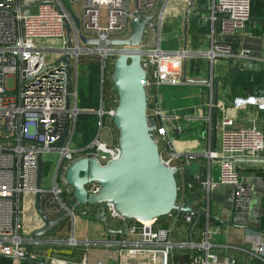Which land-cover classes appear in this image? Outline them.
I'll use <instances>...</instances> for the list:
<instances>
[{"label":"built area","instance_id":"1","mask_svg":"<svg viewBox=\"0 0 264 264\" xmlns=\"http://www.w3.org/2000/svg\"><path fill=\"white\" fill-rule=\"evenodd\" d=\"M79 1L82 2V11L76 17L67 0H0V257L10 258L12 264H19L27 255L37 260L31 251L28 253V247L41 241L23 235L22 219L24 195L39 190V156L48 152L59 153L63 173L72 161L80 157L96 158L102 165L118 157V141L105 142L100 137V130L108 121L113 124L118 105L112 72L120 52H137L141 56V65L146 71L148 120L150 124L156 123L152 134L158 142L162 162L177 169L179 202L187 197L186 182L182 179L184 167L196 155H185L176 148L171 131L182 128L180 124L173 123L180 116L163 108L161 88L189 83L186 80L189 79V71L188 66L185 70V60L188 65L193 59L205 57L211 67H215L214 63L222 59L241 61L245 65L256 64L255 67L260 62L250 49L236 50L232 42L215 37L217 28L219 34L231 37L244 34L252 19V0H210L206 13L202 14L211 24L210 48L196 52L188 48L164 50L159 44L150 45L144 41L137 47L107 44L108 39L128 37L132 19L150 15L159 0ZM162 17L163 14L160 20ZM152 21L148 22L147 29L156 27ZM261 25L264 28V20ZM82 36L99 42L86 44ZM91 55L96 60L90 62L89 59L83 65L97 63L100 66L99 133L89 143L77 145L73 144V136L80 110L72 74L75 73L76 79L81 59ZM66 56H69L70 65ZM213 79L210 78L208 85L214 89ZM209 108L219 112L214 128L219 131L220 147L207 153V157L218 163L219 177L216 181L202 180V186L210 191L217 185H226L227 199L232 206L237 210L246 208L251 204L253 185L241 179L236 161L264 155V128L258 119L245 124L237 123L234 112L255 109L257 113H264V89L236 97L230 105L218 101L210 104ZM212 118L211 111L206 119L211 121ZM62 137L64 141L59 146ZM61 173L54 191L62 201V194L67 193L71 198L72 190L64 189L60 184L66 182ZM260 183L264 188V180H260ZM87 187L93 193L99 190L96 182ZM106 207L110 216L121 217L112 203H106ZM196 214L195 209L189 212L176 210L166 216L172 217L173 223L183 221L191 225ZM212 222L207 212L205 236L197 242L192 239L174 240L172 225H163L160 218L150 224L130 220L127 235H137L139 241H120L126 255L123 256V252L116 261H99L96 264H146L143 261L146 251H151L156 257L164 254L162 264H168L166 258L181 249H191L193 252L187 264H238L235 259L224 258L212 249ZM84 243L90 244L87 241ZM70 244H76V241L70 240ZM253 250L256 259L264 261L263 246L258 245ZM136 257L142 260L134 262ZM43 261L73 264L53 255L45 257Z\"/></svg>","mask_w":264,"mask_h":264},{"label":"crops","instance_id":"2","mask_svg":"<svg viewBox=\"0 0 264 264\" xmlns=\"http://www.w3.org/2000/svg\"><path fill=\"white\" fill-rule=\"evenodd\" d=\"M205 1L195 0L190 15L186 16V9L190 0H181L174 4L173 0H163L160 10L152 19L156 23V27L151 30L147 29L144 36V43L150 45L159 44L164 50H176L184 48L185 44V25L187 27V47L190 51L208 50L211 44V24L202 17L207 11L204 6ZM253 7L257 5V11L254 9L256 17H252L246 32L238 37H231L219 34L218 28L215 30V37L221 41H230L236 50L240 48L250 49L252 55L259 59V63L255 67L251 63L242 64L241 61H226L229 67L227 73L218 72L215 67H211L210 61L206 59L208 65L206 68L200 63V59H193L188 63V76L196 81H189L185 85L179 86H163L161 88V103L163 108L169 113H177L180 119L173 121L174 124H180V130H172V138L176 148L185 155L193 154L196 158L188 165L190 172L184 169L182 179L186 182V198L180 199V203L185 205L190 201L191 207L195 210H202V215L196 214L191 225L178 221L174 222L172 217H161V223L165 226L172 225L173 238L177 241L194 240L201 241L205 236V225L207 212L216 215L218 219L224 221L225 224L213 219L211 223V231L213 232L212 249L224 258H232L238 261V264H264V261L257 260L254 247L261 245L264 249V188L260 180H264V155L260 158H241L237 159L236 164L238 172L244 181H249L253 185L251 204L243 209H235L228 201V187L226 185H217L213 190L206 191L202 186V180L211 179L216 181L219 177V167L216 160L207 157V153L213 149H219V131L215 130L214 124L219 112L216 109L209 108L210 104L218 101L230 105L236 97L252 94L258 89H264V81L257 82L255 75L264 72V28L261 25L264 20V0H256L252 2ZM263 8L261 11L260 8ZM204 8V9H203ZM156 9V7H155ZM155 9L153 11H155ZM163 14L162 19L160 16ZM192 16L197 19L196 26L190 23ZM166 20V28L174 21L176 23L174 33L176 45L179 48H170L167 42L161 38L162 21ZM161 22V25H160ZM177 27V28H176ZM181 29V30H180ZM166 43V45H164ZM216 63V62H215ZM214 63V64H215ZM222 63V61H221ZM248 65L250 68H248ZM88 75L87 85L81 93L79 102L78 66L77 78L73 75V88L77 87L79 114L76 122V131L78 133L77 145H85L92 141L99 133L98 128V110L101 101L100 86V70L94 71L89 65H83ZM195 67V68H194ZM224 69V68H223ZM232 69H235L232 73ZM246 71L250 75L249 85L237 90L233 88L232 82L236 72ZM214 77V89L208 85V81ZM212 111L213 118L207 120V115ZM205 118H204V116ZM236 122L245 124L253 119H258L264 128V113H257L255 109L242 110L234 112ZM114 125V123H113ZM113 125L108 121L110 126L109 134L112 137L111 142H115L116 133L113 131ZM100 130V137L102 138ZM75 136V135H74ZM73 136V137H74ZM106 142V141H105ZM59 154V153H58ZM60 156V154H59ZM61 157V156H60ZM60 157L57 161L58 166L51 179L43 178L42 164V199L41 208L50 217L55 218L59 213L65 211L69 204L74 202L73 195L70 198L67 193H63L61 198L54 191L55 184L59 182L58 175L61 173ZM43 160V156H42ZM66 171V170H65ZM62 172L60 175L65 176ZM194 180V189L191 190L189 180ZM66 180V179H65ZM61 182V181H60ZM187 183L189 184L187 186ZM64 189L71 188L67 181L60 183ZM192 195L195 196L192 200ZM65 203H63L64 201ZM23 219L22 233L26 238H31L33 233L44 227V221L37 211V193H29L23 197ZM86 208H80L83 211ZM109 215V214H108ZM109 230L102 221L94 215H75L69 216L66 220L41 237H36L41 242L33 244L30 248L31 254L37 256L40 262L45 257L56 256L64 258L73 264H96L99 261L112 262L120 259V255L125 250L120 245V241L126 239L130 243L139 241L137 235H124L119 231L123 229L124 219L121 217H112L109 215ZM194 224L196 225L194 228ZM70 240H75L76 244H70ZM87 241L90 244L86 245ZM126 253H123V256ZM193 252L191 249H181L168 256V264H178L181 259L182 264H187L192 259ZM264 257V256H262ZM1 258V257H0ZM179 258V259H178ZM139 257L134 258V262L139 261ZM165 255L160 257L153 255L151 251H146L143 261L146 264H162ZM8 261L12 264L10 258L0 259ZM142 260V259H141ZM26 261V260H22ZM34 264L31 261H28ZM20 264V263H19ZM36 264V263H35Z\"/></svg>","mask_w":264,"mask_h":264},{"label":"water","instance_id":"3","mask_svg":"<svg viewBox=\"0 0 264 264\" xmlns=\"http://www.w3.org/2000/svg\"><path fill=\"white\" fill-rule=\"evenodd\" d=\"M163 0H159L155 11L142 18L135 17L131 21L130 35L123 39H108V45L137 47L146 34L147 25L160 10ZM195 0H190L186 16L190 15ZM78 22V19L76 18ZM187 27L185 25V44L187 49ZM86 44H98V40L81 37ZM69 63V56L65 57ZM70 65V63H69ZM185 70L187 61L184 62ZM248 68L250 66L248 65ZM235 69H232L234 73ZM186 79V77H185ZM196 81L195 79H186ZM112 82L118 94V105L113 116V123L118 131L120 153L117 158L102 165L96 158L80 157L72 161L65 171V179L73 189L74 202L55 218H50L41 208L42 199V154L39 156L37 211L44 221V227L33 233L32 238L41 237L61 225L69 216L94 215L110 229L106 203H112L117 213L123 218L124 226L119 232L127 235L130 220L152 221L164 217L173 211L189 212L193 210L190 201L185 205L179 202L177 169L162 162L159 145L152 131L156 123H149L146 93V71L141 65L139 53L122 51L118 54L112 72ZM62 137L58 143L63 144ZM185 170L190 172V166ZM96 182L99 190L93 193L88 184ZM191 190L194 180H189ZM192 200L195 196L192 195ZM80 208H86L79 211ZM202 215V210H195ZM212 219H218L210 214ZM196 225L194 224L193 228ZM31 247V246H30ZM28 247V253H30ZM36 264H51L32 259L28 255L23 258Z\"/></svg>","mask_w":264,"mask_h":264},{"label":"rangeland","instance_id":"4","mask_svg":"<svg viewBox=\"0 0 264 264\" xmlns=\"http://www.w3.org/2000/svg\"><path fill=\"white\" fill-rule=\"evenodd\" d=\"M180 1L181 0H173V3L177 4ZM209 2H210V0H208V3ZM67 3L69 5L71 11L73 12V15L76 17H79L81 15V11H82V2L79 0H74V1L67 0ZM206 5H207V2L205 1L203 7H206ZM104 13H105V9L103 8V14ZM166 20L168 21V18L166 19V17H164V20L162 21V25H161L162 26L161 38H163L164 42H167L169 44L170 48L182 47L181 45L180 46L176 45L175 38L172 36L173 35L172 33H174V30H175L176 23L174 21H171L172 23L169 25L168 28H166V26H165ZM164 45H166V43H164ZM94 55H96V54H94ZM94 55H91V56H88V57L81 59V61H80L81 64L87 63L89 59H90V62L95 61L96 58L93 57ZM192 61H194V60H192ZM221 61H222V63H221ZM224 62H225V60L222 59V60H217L215 63L216 69L220 73L222 72V70L224 73H227V71L229 70V67H228L229 65L227 66ZM200 63L202 64V66L204 68H206V66L208 65V62H206L205 57H202L200 59ZM89 65H91V64H89ZM85 68L86 67L85 66L82 67V65L79 68V78H78L79 102L82 98L81 93H82L84 87L87 85V82H88V75L86 74L87 68L86 69ZM93 68H94L93 69V73H94L95 67H93ZM74 74L75 73L73 72L72 76ZM9 83L11 84L12 80H10ZM107 123L108 122H106V126L103 128L101 139L106 141L107 143H111L112 137L109 134L110 126H107ZM113 131L116 133V140H118V131L114 125H113ZM76 142H78V133H75V136L73 137V144H76ZM59 157L60 156L57 152H48V153L43 154V178L44 179L45 178L48 180L51 179L52 175L55 173L54 170H55L56 166H58L57 161H58ZM1 262H2V264H9L8 261H6V260H2Z\"/></svg>","mask_w":264,"mask_h":264},{"label":"trees","instance_id":"5","mask_svg":"<svg viewBox=\"0 0 264 264\" xmlns=\"http://www.w3.org/2000/svg\"><path fill=\"white\" fill-rule=\"evenodd\" d=\"M254 1H256V0H254ZM252 2H253V0H252ZM256 7H257V5H256ZM256 7L254 8L253 5H252V17L253 16L254 17L257 16V14L253 13L254 12V9L257 11V8ZM260 10L262 11L263 8L261 7ZM196 18H195V16H192V18L190 20V23H192L193 26H196V24H197V19ZM89 66L92 68V70L94 69L93 67H95V70H97V73L99 74V68H100L99 64L92 63ZM261 73L262 74L255 75V79L257 80V82H263L264 81V72H261ZM251 83L252 82L250 81V75L246 71L236 72L235 73V76H234V81L232 82L233 88H235L237 90H240L241 88H243L246 85H249ZM3 258H5V257L1 256L0 259H3ZM20 264H31V263H29L28 260H26V261H21ZM178 264H182L181 263V259H179Z\"/></svg>","mask_w":264,"mask_h":264},{"label":"bare ground","instance_id":"6","mask_svg":"<svg viewBox=\"0 0 264 264\" xmlns=\"http://www.w3.org/2000/svg\"><path fill=\"white\" fill-rule=\"evenodd\" d=\"M152 221H144V223L150 224V223H152Z\"/></svg>","mask_w":264,"mask_h":264}]
</instances>
